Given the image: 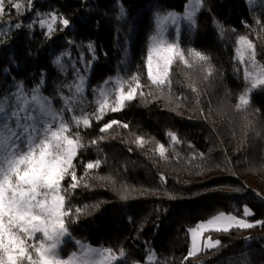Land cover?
Instances as JSON below:
<instances>
[{"label": "trees", "instance_id": "1", "mask_svg": "<svg viewBox=\"0 0 264 264\" xmlns=\"http://www.w3.org/2000/svg\"><path fill=\"white\" fill-rule=\"evenodd\" d=\"M187 1L32 0L28 10V0H16L24 4L19 11L6 5L0 21V93L14 92L18 85L26 91L41 87L60 110V94L70 95L68 85L78 77L86 85L82 102L65 113L69 122L73 115L91 116L90 127L71 124L85 145L74 160L77 176L85 179L67 193L66 206L73 214L66 217L71 236L65 257L79 240L96 248L123 249L126 264H148L151 254L155 264H240L242 254L251 264H264V225L207 232L221 245L185 259L188 229L199 222L220 212L243 218L244 206L254 213L246 218L249 222L264 221V89L254 90L247 110L237 111L247 86L234 67L240 33L251 37L256 60L264 64V38L258 32L264 30V6L203 0L195 28L182 26L179 44L210 57L212 75L206 78L208 65L189 69L176 62L171 90L161 92L147 80L145 65L154 17L182 12ZM121 6L126 14L117 19ZM53 12L70 25L57 23L49 36L39 20ZM17 23L22 26L16 28ZM58 56L63 69L55 64ZM133 75H139L145 95L97 120L99 93L93 90L104 87L114 93L119 79ZM113 120L120 123L102 133ZM169 132L180 143L173 144ZM137 137L145 139L143 147ZM94 140L98 143L92 144ZM160 144L167 149L166 158L158 154ZM97 160L101 170L84 168ZM70 183L66 178L63 185Z\"/></svg>", "mask_w": 264, "mask_h": 264}, {"label": "snow or ice", "instance_id": "2", "mask_svg": "<svg viewBox=\"0 0 264 264\" xmlns=\"http://www.w3.org/2000/svg\"><path fill=\"white\" fill-rule=\"evenodd\" d=\"M6 5L17 11L24 7L16 0H0V21L7 12ZM202 6L203 0H189L182 19L195 28V16ZM31 8L32 0H28L27 9ZM125 14L121 6L117 19H123ZM180 19L174 12L154 18L155 34L150 38L145 65L147 80L161 92L171 90L172 70L176 62L191 69L195 65H208L210 60L201 51L193 48L185 50L177 39L167 37L166 26L177 25ZM57 23L63 28L70 25L68 19L54 12L49 13L48 18L39 20L40 27L46 28L49 36L55 31ZM21 26L20 23L15 25L16 28ZM236 44V56L244 65L243 79L247 87L238 97L235 107L237 111H245L251 103L252 91L264 89V64L256 60L255 44L247 36H239ZM55 64L63 69L59 56ZM204 70L206 78L212 75L210 65ZM116 83L117 87L111 94L104 87L93 90L99 93L94 110L97 120L102 119L107 111L122 110L126 102L134 100L137 95H145L139 75H133L129 80L119 79ZM83 84V77H79L68 85L70 95L60 94L63 101L60 110L54 109L53 100L42 94L41 87L29 92L23 85H18L15 92L0 93V264H126L127 253L123 249L116 252L108 247L96 248L79 240L73 241L74 251L66 257L62 255L64 245L71 236L66 217L73 214L66 206L67 193L74 191L85 179L77 176L74 164L79 150L85 145L79 133L71 131V124L85 128L91 126L90 115H73L69 122L65 113L73 112L82 102ZM188 86L192 92H198L194 84ZM119 123L110 121L100 131L107 132ZM122 127L127 128L128 125L123 124ZM168 136L173 144L180 143L175 133L169 132ZM136 142L141 147L146 143L143 137H137ZM91 143L98 142L94 140ZM157 151L161 158H166L167 149L163 144L158 145ZM100 164L99 160L89 162L85 168L94 170ZM66 178L71 180L67 188L63 185ZM161 180H164L163 176ZM81 212L79 208L75 210L77 216ZM253 214L250 208L244 206L243 218L220 212L189 228L191 246L185 259L221 245L220 240L206 236L207 232L228 233L233 228L246 230L264 225V221L249 222L246 219ZM153 255L148 256V264H155ZM246 256L242 254L240 264H251Z\"/></svg>", "mask_w": 264, "mask_h": 264}, {"label": "rangeland", "instance_id": "3", "mask_svg": "<svg viewBox=\"0 0 264 264\" xmlns=\"http://www.w3.org/2000/svg\"><path fill=\"white\" fill-rule=\"evenodd\" d=\"M246 2H247V4L248 5H256V4H259V5H262V6H264V0H255V3L253 2V0H246ZM188 3H189V0L187 1V3L185 4V6H184V9L182 10V12H174V13H176L177 14V16L178 17H181V19L178 21V23H177V25H172V24H169V25H167L166 26V33H167V37L170 39V40H172V39H177L178 40V42H179V39H180V35H181V31H182V26H188V27H190V28H193V27H191L189 24H188V22L187 21H184L183 19H182V17L184 16V13H185V9H186V6L188 5ZM54 11V10H53ZM170 12H172V11H170ZM166 13H168V12H164V13H161V14H159V15H163V14H166ZM157 16V15H156ZM155 16V17H156ZM196 16H197V13H196ZM196 16H195V19H196ZM154 17V18H155ZM177 28H178V36H177ZM258 32H259V37L260 38H264V30L263 29H261V30H258ZM155 34V24H154V31H153V34L152 35H154ZM151 35V36H152ZM247 36L251 41H252V39H251V37L247 34V33H240L239 34V36ZM238 36V37H239ZM151 38V37H150ZM238 39V38H237ZM150 45V39H149V41H148V45H147V48H148V46ZM236 47H237V44H236ZM234 67H235V70L237 71V72H239L241 75H243V68H244V65L243 64H241L240 62H239V60L237 59V56H235V60H234ZM89 72V71H88ZM79 78V77H78ZM84 80V79H83ZM85 81H84V84H83V90L85 89ZM17 90V88L15 89V91ZM256 90H263V89H256ZM14 91V92H15ZM30 92V91H29ZM253 92V91H252ZM86 165V164H85ZM85 165H84V168H85ZM97 169H99V170H101L102 169V163L100 164V167L99 168H97ZM212 218V217H211ZM208 220V219H207ZM207 220H205V221H207ZM205 221H203V222H205ZM212 232V231H211ZM190 235V234H189ZM70 239V238H69ZM190 246H191V238H190ZM63 252H64V250H63Z\"/></svg>", "mask_w": 264, "mask_h": 264}]
</instances>
